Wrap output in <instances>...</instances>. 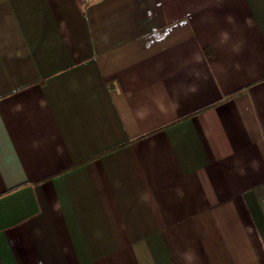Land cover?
<instances>
[{
	"label": "crops",
	"instance_id": "crops-1",
	"mask_svg": "<svg viewBox=\"0 0 264 264\" xmlns=\"http://www.w3.org/2000/svg\"><path fill=\"white\" fill-rule=\"evenodd\" d=\"M0 264H264V0H0Z\"/></svg>",
	"mask_w": 264,
	"mask_h": 264
}]
</instances>
